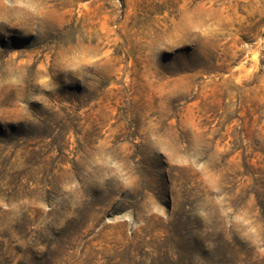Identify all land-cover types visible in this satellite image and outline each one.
<instances>
[{"label": "rangeland", "instance_id": "1", "mask_svg": "<svg viewBox=\"0 0 264 264\" xmlns=\"http://www.w3.org/2000/svg\"><path fill=\"white\" fill-rule=\"evenodd\" d=\"M0 264H264V0H0Z\"/></svg>", "mask_w": 264, "mask_h": 264}]
</instances>
